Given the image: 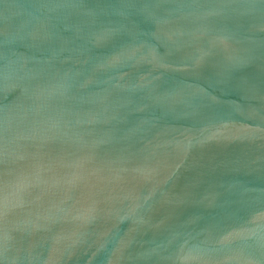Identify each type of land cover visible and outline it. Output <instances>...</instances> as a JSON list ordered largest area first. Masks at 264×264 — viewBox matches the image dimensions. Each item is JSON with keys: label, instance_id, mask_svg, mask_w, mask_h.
Wrapping results in <instances>:
<instances>
[{"label": "water", "instance_id": "water-1", "mask_svg": "<svg viewBox=\"0 0 264 264\" xmlns=\"http://www.w3.org/2000/svg\"><path fill=\"white\" fill-rule=\"evenodd\" d=\"M0 264H264V0H0Z\"/></svg>", "mask_w": 264, "mask_h": 264}]
</instances>
